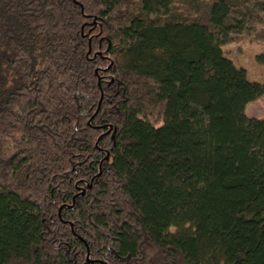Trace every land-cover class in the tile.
<instances>
[{
	"label": "trees",
	"instance_id": "1",
	"mask_svg": "<svg viewBox=\"0 0 264 264\" xmlns=\"http://www.w3.org/2000/svg\"><path fill=\"white\" fill-rule=\"evenodd\" d=\"M249 19L0 0V264H264V84L222 50Z\"/></svg>",
	"mask_w": 264,
	"mask_h": 264
},
{
	"label": "rangeland",
	"instance_id": "2",
	"mask_svg": "<svg viewBox=\"0 0 264 264\" xmlns=\"http://www.w3.org/2000/svg\"><path fill=\"white\" fill-rule=\"evenodd\" d=\"M222 50L237 67L246 69L250 79L264 84V65L257 61V56L264 54V22L249 19L242 26L238 40L224 44ZM149 112L150 120L160 125L161 121H157L158 111L154 109L153 113ZM245 113L250 117L264 119V94L248 103Z\"/></svg>",
	"mask_w": 264,
	"mask_h": 264
}]
</instances>
